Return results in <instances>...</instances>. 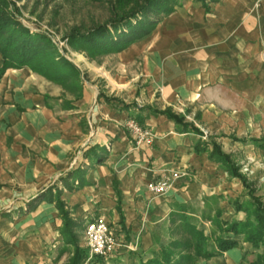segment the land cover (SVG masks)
<instances>
[{
    "label": "crops",
    "instance_id": "1",
    "mask_svg": "<svg viewBox=\"0 0 264 264\" xmlns=\"http://www.w3.org/2000/svg\"><path fill=\"white\" fill-rule=\"evenodd\" d=\"M112 57L103 68L89 63L103 83L83 85L78 96L28 66L0 74V264H67L74 245L61 233L58 191L86 255L87 222L103 217L115 237L114 251L88 264H144L185 241V220L203 225L210 249L217 213L244 220L233 205L247 196L241 181L195 147L208 151L214 141L264 180V0H181ZM165 109L184 120L157 112ZM128 119L154 141L137 144ZM173 170L187 174L163 195L148 192L149 181ZM252 252L240 240L179 264H249Z\"/></svg>",
    "mask_w": 264,
    "mask_h": 264
},
{
    "label": "trees",
    "instance_id": "2",
    "mask_svg": "<svg viewBox=\"0 0 264 264\" xmlns=\"http://www.w3.org/2000/svg\"><path fill=\"white\" fill-rule=\"evenodd\" d=\"M203 5L207 2L217 0H197ZM181 0H113L111 8L112 18L106 23L95 26L83 33L79 29H73L67 36L69 44H74L85 48L89 53H117L127 48L130 44L148 36L155 25L163 17L171 13ZM9 2L0 0V54L2 66L0 74L8 67L20 68L28 66L34 72L44 76L50 81L62 83L72 78L73 85L80 90L78 80L79 72L75 65L67 60L54 58L52 56L54 46L48 36L42 32H32L29 28L20 23L13 13L7 10ZM166 115L169 119L179 123L184 120L183 115L173 113L169 109L157 111ZM156 113V112H155ZM139 125L141 123L137 121ZM210 150H206V145H196L197 152H207L208 159L217 162L231 177L241 180L248 199L242 202L233 201L236 211L246 213L244 220L222 221L220 213L214 220L220 230V234L214 238L216 247L208 249L207 237H204L201 230L189 224L185 219L184 225L191 234V239L195 241L194 249L187 243L178 244V247L187 248L177 253L170 250L171 247H162L155 256L144 264H174L177 256L181 259L196 260L197 258H209L238 245V237L243 236L244 240L250 242L253 247H262V252L257 254L249 264H264V201L257 195L251 183H248L244 175L239 172V166L232 160L229 154L225 153L221 146L212 141ZM81 170H76L80 172ZM72 171L70 173H73ZM78 185L69 187L70 190ZM45 197L44 194L38 195L27 203V209H31L38 201ZM48 200H51L48 197ZM57 209L62 217L63 235L72 234V229L76 226L75 222L68 216L64 203L55 199ZM68 238L69 242L75 238ZM75 245L73 258L70 264H81L85 257V249ZM174 245V244H173ZM186 251V252H185Z\"/></svg>",
    "mask_w": 264,
    "mask_h": 264
},
{
    "label": "rangeland",
    "instance_id": "3",
    "mask_svg": "<svg viewBox=\"0 0 264 264\" xmlns=\"http://www.w3.org/2000/svg\"><path fill=\"white\" fill-rule=\"evenodd\" d=\"M7 1L9 2L7 6V10L12 12L13 16H15V18L20 23H22L25 27L29 28L30 31L35 33L42 32L50 38L52 45L54 46V51L52 54L54 58L67 60L68 62L75 65L76 69L79 72L78 80L81 86L80 90H82L83 85L87 83H97L98 85L100 84L102 85L103 79L98 76L95 77L94 73H92V70L88 69L89 63L95 65L96 67L101 65L102 68L105 66H110L111 63H113L114 61V58L112 57V54L114 53L112 52L95 53V54L89 53L85 48L81 46L69 44L66 40V36L73 29H79L81 32L85 33L97 25L108 22L110 18H112L111 8L113 5L112 4L113 0H7ZM70 80L71 81L65 80L62 83H57L54 81L52 82L58 84L64 90L65 93L74 94L75 96H78L76 95L77 91H79L78 87L76 88L73 85L74 83L72 82V78ZM239 172L245 176L248 183L252 184V187L255 190V195L259 196L262 199V196H264V194H262V196L259 194L264 193V180L262 178H259V176L254 178V170L247 164H242L241 166H239ZM60 193L61 191H58L55 194L54 198L64 203V201L60 199ZM247 199L248 196H246L245 199H243L242 201H245ZM68 216L72 219L69 212H68ZM245 218H246V213H245ZM218 220L230 222L235 219L232 220L218 219ZM75 224L77 223L75 222ZM211 224L213 226V228L211 229L212 230L211 236L217 237L220 234V230L218 226L215 225L214 221H212ZM77 227L78 226L76 225L71 231L72 232L71 236L75 238V241L69 242L68 238H72V237L70 235H66V236L63 235L65 242L73 243V245L74 244L78 245L79 235L76 232ZM202 228L203 225L199 224L198 230H201L203 236L207 237V240H209L208 238L209 232L205 235ZM216 231H219L218 235H215ZM190 235H191L190 233L186 234L185 241H175L173 243L174 245L168 247H171L170 250L177 253L180 250L184 251L187 249L181 246L178 247L177 245L179 243L180 244L189 243L192 245L191 248V252H192L194 249L193 244H195V241L194 239L193 240L191 239ZM80 236H82L81 233ZM240 240L245 241L243 236L238 237V244ZM74 250H75V245H74ZM261 252H262V247L259 248L253 247V252L249 257V262L251 260H254L256 255L260 254ZM72 258L73 255L69 257L67 264H70ZM179 260H180V256L176 255V258L174 259L173 263L174 264L181 263ZM81 264H83V262Z\"/></svg>",
    "mask_w": 264,
    "mask_h": 264
},
{
    "label": "built area",
    "instance_id": "4",
    "mask_svg": "<svg viewBox=\"0 0 264 264\" xmlns=\"http://www.w3.org/2000/svg\"><path fill=\"white\" fill-rule=\"evenodd\" d=\"M126 127L135 138L137 144H151L156 138V135L151 130L139 125L134 119H128ZM186 174L185 170L170 171L168 175L163 176L161 179L149 181L146 184V189L153 195H163L180 176ZM83 237L87 245V255L84 264H88L94 258L106 257L114 251L117 245L109 224L103 217H97L87 222L84 226Z\"/></svg>",
    "mask_w": 264,
    "mask_h": 264
}]
</instances>
